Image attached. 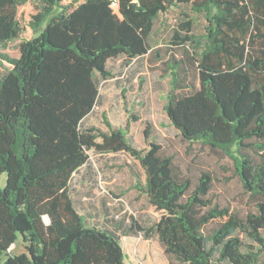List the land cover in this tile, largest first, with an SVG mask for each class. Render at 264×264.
Masks as SVG:
<instances>
[{
  "label": "trees",
  "instance_id": "1",
  "mask_svg": "<svg viewBox=\"0 0 264 264\" xmlns=\"http://www.w3.org/2000/svg\"><path fill=\"white\" fill-rule=\"evenodd\" d=\"M27 3L36 36L18 58L0 55L10 65L0 69V264H127L120 237L89 225L72 198L91 151L140 163L168 264H264V0H118L119 15L112 0H0L1 48L21 39ZM181 7L205 21L203 32L183 12L160 51L155 24ZM146 55L167 67L170 123L184 142L234 161L246 210L214 200L218 179L196 159L183 164L147 140L138 149L106 118L109 133L82 128L99 103L96 75L108 80L111 60ZM21 236L35 249L13 255Z\"/></svg>",
  "mask_w": 264,
  "mask_h": 264
},
{
  "label": "rangeland",
  "instance_id": "2",
  "mask_svg": "<svg viewBox=\"0 0 264 264\" xmlns=\"http://www.w3.org/2000/svg\"><path fill=\"white\" fill-rule=\"evenodd\" d=\"M71 1L65 0V4ZM183 12L189 13L197 22L195 31L203 32L205 21L193 14L189 7L172 9L162 15L154 27L152 42L160 51H167L172 28L178 19L183 18ZM32 13L31 4L20 7L19 14L25 29L23 35L20 40L11 42L6 48L0 47V55L18 58L20 43L36 36L28 27ZM175 51L183 49L177 47ZM9 67V64L0 61L1 70ZM108 69L113 78L103 80L96 75L100 91L99 103L85 119L82 128H96L103 133H109L105 124L107 119L114 128H128L129 138L138 149H146L148 143H156L167 148L169 146V150L183 164L196 159L200 167L213 171L218 179L213 188L214 200L222 205L246 210L248 195L236 175L234 161L212 153L200 144L184 142L170 123L165 112L170 90L167 67L144 56L131 61L123 58L111 60ZM133 116L138 120H133ZM147 127L150 133L148 138L144 135ZM88 166L90 167L74 176L70 191L74 198L85 201L90 208L96 205L101 208V211L86 210L90 225L113 231L120 237L127 264H168L158 236L152 230L160 220L161 213L147 201L140 190L146 177L140 163L126 153L98 155L91 151ZM6 181L7 175H1V190ZM104 205L105 208L114 206L117 210L107 213ZM133 221L145 229V232L133 229ZM238 236L246 245L254 244L244 235ZM34 249L33 244L21 236L10 252L18 255Z\"/></svg>",
  "mask_w": 264,
  "mask_h": 264
},
{
  "label": "crops",
  "instance_id": "3",
  "mask_svg": "<svg viewBox=\"0 0 264 264\" xmlns=\"http://www.w3.org/2000/svg\"><path fill=\"white\" fill-rule=\"evenodd\" d=\"M27 4H31V3H27ZM31 6H32V4H31ZM147 56V55H146ZM148 58H149V56H147ZM121 58H123V59H127L126 57H121ZM141 58V57H140ZM119 59V58H118ZM135 60V59H134ZM96 107H97V105H96ZM95 107V108H96ZM94 108V109H95ZM128 138H129V133H128ZM130 139V138H129ZM118 154H124V153H118ZM98 155H104V154H98ZM89 162H90V160H89ZM89 162L85 165V166H83L81 169H79L74 175H73V178H74V176L76 175V174H79L80 172H82L85 168H89L90 166H88L89 165ZM73 178H72V180H73ZM145 182H146V177H145ZM71 183H72V181H71ZM144 186H145V183L141 186V188H140V190H141V192L143 193V195L145 196V198L147 199V201H149L148 200V197H147V195L144 193V191H143V188H144ZM70 187H71V185H70ZM72 198H73V201H74V204H75V207H76V209L78 210V212L81 214V215H83V216H85L86 217V210L87 209H94V210H98V211H101V208L98 206L97 207V205H96V207L95 206H92L91 208L85 203V201H80V199H77V198H74L73 196H72ZM104 209L107 211V213H109L110 211H116L117 209L113 206V207H108V208H105V205H104ZM86 220H87V222H88V224L90 225V223H89V220L87 219V217H86ZM113 232V231H112ZM115 233V232H114Z\"/></svg>",
  "mask_w": 264,
  "mask_h": 264
},
{
  "label": "built area",
  "instance_id": "4",
  "mask_svg": "<svg viewBox=\"0 0 264 264\" xmlns=\"http://www.w3.org/2000/svg\"><path fill=\"white\" fill-rule=\"evenodd\" d=\"M112 9L115 13H119L118 12V0H112Z\"/></svg>",
  "mask_w": 264,
  "mask_h": 264
},
{
  "label": "water",
  "instance_id": "5",
  "mask_svg": "<svg viewBox=\"0 0 264 264\" xmlns=\"http://www.w3.org/2000/svg\"><path fill=\"white\" fill-rule=\"evenodd\" d=\"M46 223H47V224L50 223V218H49V217L46 218Z\"/></svg>",
  "mask_w": 264,
  "mask_h": 264
}]
</instances>
